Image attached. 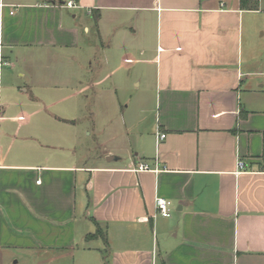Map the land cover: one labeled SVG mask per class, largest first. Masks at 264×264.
Masks as SVG:
<instances>
[{"label": "crops", "instance_id": "crops-1", "mask_svg": "<svg viewBox=\"0 0 264 264\" xmlns=\"http://www.w3.org/2000/svg\"><path fill=\"white\" fill-rule=\"evenodd\" d=\"M65 1L0 0V264H264V0Z\"/></svg>", "mask_w": 264, "mask_h": 264}, {"label": "rangeland", "instance_id": "rangeland-1", "mask_svg": "<svg viewBox=\"0 0 264 264\" xmlns=\"http://www.w3.org/2000/svg\"><path fill=\"white\" fill-rule=\"evenodd\" d=\"M255 18V27L253 31V35L255 38L254 43V59L255 62L253 64V69L255 71V81H259V84L264 85V4L259 5V10L253 14ZM117 71L114 74V77L118 74ZM257 77V78H256ZM99 87H96L98 89ZM133 88L136 86L133 85ZM262 88V87H261ZM260 88V89H261ZM259 89V88H258ZM264 89V86L263 88ZM105 103H95L88 101L85 103V106L88 108H94L97 110L96 118H89V113L85 112V117L79 120V124L83 131L82 141L83 145H90L91 147L95 146L96 156H100L103 152V147L105 141L109 138L110 132V122H115L113 120L108 119L104 113H101L102 107L105 106ZM125 103H122L124 105ZM103 105V106H102ZM102 106V107H101ZM92 129L91 134H86L84 128ZM94 128V130H93Z\"/></svg>", "mask_w": 264, "mask_h": 264}, {"label": "built area", "instance_id": "built-area-1", "mask_svg": "<svg viewBox=\"0 0 264 264\" xmlns=\"http://www.w3.org/2000/svg\"><path fill=\"white\" fill-rule=\"evenodd\" d=\"M63 6L66 7H77V4L74 0H66L62 3ZM5 63L1 54V44H0V64ZM166 136L164 132L157 131L156 132V140H161ZM236 172H240L245 169V162L242 159H237L236 161ZM134 170L139 171H146V170H152L149 165L145 162H139L137 165H135ZM154 170H158L157 168H154ZM170 200L162 197H156L154 200L155 209L156 212L162 216L168 217L170 215Z\"/></svg>", "mask_w": 264, "mask_h": 264}, {"label": "trees", "instance_id": "trees-1", "mask_svg": "<svg viewBox=\"0 0 264 264\" xmlns=\"http://www.w3.org/2000/svg\"><path fill=\"white\" fill-rule=\"evenodd\" d=\"M240 4L243 8H251L256 9L257 7V0H240Z\"/></svg>", "mask_w": 264, "mask_h": 264}]
</instances>
